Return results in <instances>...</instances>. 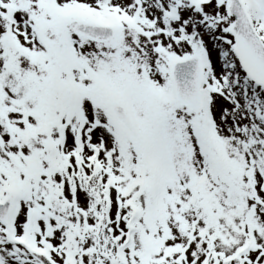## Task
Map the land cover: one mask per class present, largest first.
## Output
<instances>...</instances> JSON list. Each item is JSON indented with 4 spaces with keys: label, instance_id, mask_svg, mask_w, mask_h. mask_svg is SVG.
Instances as JSON below:
<instances>
[{
    "label": "snow or ice",
    "instance_id": "1",
    "mask_svg": "<svg viewBox=\"0 0 264 264\" xmlns=\"http://www.w3.org/2000/svg\"><path fill=\"white\" fill-rule=\"evenodd\" d=\"M0 264H264V0H0Z\"/></svg>",
    "mask_w": 264,
    "mask_h": 264
}]
</instances>
